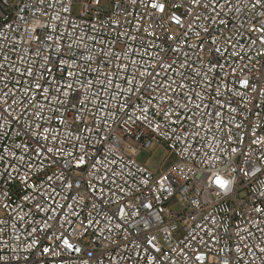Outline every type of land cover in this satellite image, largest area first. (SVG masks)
<instances>
[{
	"label": "built area",
	"instance_id": "1",
	"mask_svg": "<svg viewBox=\"0 0 264 264\" xmlns=\"http://www.w3.org/2000/svg\"><path fill=\"white\" fill-rule=\"evenodd\" d=\"M0 264H264V0H0Z\"/></svg>",
	"mask_w": 264,
	"mask_h": 264
},
{
	"label": "rangeland",
	"instance_id": "2",
	"mask_svg": "<svg viewBox=\"0 0 264 264\" xmlns=\"http://www.w3.org/2000/svg\"><path fill=\"white\" fill-rule=\"evenodd\" d=\"M78 11L79 5H76L75 12L78 13ZM173 159L174 157L170 156L169 149L162 142H156L152 148L142 150L139 156V160L147 163V165L154 170H160L163 164L168 165Z\"/></svg>",
	"mask_w": 264,
	"mask_h": 264
},
{
	"label": "snow or ice",
	"instance_id": "3",
	"mask_svg": "<svg viewBox=\"0 0 264 264\" xmlns=\"http://www.w3.org/2000/svg\"><path fill=\"white\" fill-rule=\"evenodd\" d=\"M245 83H247V82L245 81ZM226 183H227L226 181L225 182H221V185L224 186ZM69 247H71V245H69Z\"/></svg>",
	"mask_w": 264,
	"mask_h": 264
}]
</instances>
